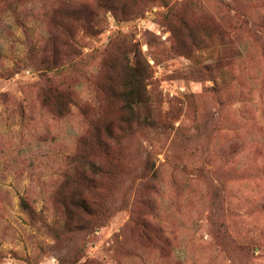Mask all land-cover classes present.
<instances>
[{"label": "rangeland", "instance_id": "1", "mask_svg": "<svg viewBox=\"0 0 264 264\" xmlns=\"http://www.w3.org/2000/svg\"><path fill=\"white\" fill-rule=\"evenodd\" d=\"M102 1L0 0V264H264V0ZM93 124L120 168L61 227Z\"/></svg>", "mask_w": 264, "mask_h": 264}, {"label": "trees", "instance_id": "2", "mask_svg": "<svg viewBox=\"0 0 264 264\" xmlns=\"http://www.w3.org/2000/svg\"><path fill=\"white\" fill-rule=\"evenodd\" d=\"M95 1L98 6L106 5L102 0ZM138 84L139 80L132 73V78L126 83L128 89L124 92L125 105L131 112L134 111L137 103ZM49 88L53 91L58 90L55 86H49ZM92 129L90 142L87 144L82 140L79 141L81 144L76 152L66 156L62 172L63 178L52 198L58 213L64 217L61 227L81 225L85 222L83 218H89L87 221H91L92 218L103 214L104 211L100 210L99 200L92 195L93 193L98 197L102 195L96 176L100 173L114 174V171L120 168L121 150L115 145L117 136L114 131L109 125L105 126L104 130H100L93 124ZM83 184L87 188L85 196L79 192V187ZM19 199L20 208L26 216L33 219L37 214L36 210L32 208L26 197L20 196ZM53 230L54 233L58 232L55 228Z\"/></svg>", "mask_w": 264, "mask_h": 264}]
</instances>
